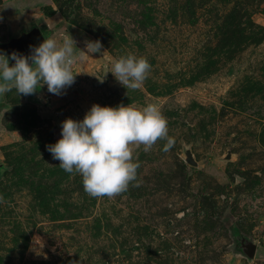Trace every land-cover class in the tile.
Instances as JSON below:
<instances>
[{
  "label": "rangeland",
  "instance_id": "rangeland-1",
  "mask_svg": "<svg viewBox=\"0 0 264 264\" xmlns=\"http://www.w3.org/2000/svg\"><path fill=\"white\" fill-rule=\"evenodd\" d=\"M0 18V44H102L63 94L0 96V264H264V0H0ZM128 53L151 64L136 90L110 72ZM121 103L156 104L174 146H133L139 186L92 198L46 145Z\"/></svg>",
  "mask_w": 264,
  "mask_h": 264
},
{
  "label": "clouds",
  "instance_id": "clouds-1",
  "mask_svg": "<svg viewBox=\"0 0 264 264\" xmlns=\"http://www.w3.org/2000/svg\"><path fill=\"white\" fill-rule=\"evenodd\" d=\"M76 43L67 33L61 39H44L29 56L0 53V96L12 89L18 95H33L43 85H47L49 93L63 94L78 75L73 66L102 49L99 40L86 41V51L78 49ZM10 60L14 61L11 66ZM150 71L147 58L128 53L114 59L110 72L128 90H136ZM98 80L103 83L104 78ZM161 140L165 141V151L174 146L167 119L156 104H93L83 120L62 121L61 138L46 145V150L66 173L82 177L87 195L112 199L127 192L130 184L139 186V163L135 162L133 146H142L144 152H149Z\"/></svg>",
  "mask_w": 264,
  "mask_h": 264
},
{
  "label": "water",
  "instance_id": "water-1",
  "mask_svg": "<svg viewBox=\"0 0 264 264\" xmlns=\"http://www.w3.org/2000/svg\"><path fill=\"white\" fill-rule=\"evenodd\" d=\"M43 41H44V38L39 32V30L33 29L29 33L23 34L20 38L13 39L6 44H0V47H1L0 53L10 55L12 52H17L18 54H23L27 52L29 56L31 53V49L33 47L39 46V44L42 43ZM16 43L17 44L21 43L22 49L16 48L15 50L10 51L8 48H6V50L2 51L3 46L9 47ZM184 154H185V161L192 166H196V162L193 160L191 152L189 150H186ZM254 251H255V247L251 245L249 247L250 254L253 255Z\"/></svg>",
  "mask_w": 264,
  "mask_h": 264
}]
</instances>
